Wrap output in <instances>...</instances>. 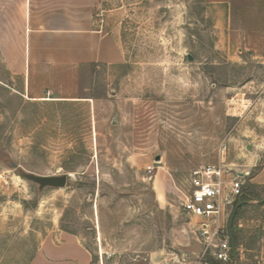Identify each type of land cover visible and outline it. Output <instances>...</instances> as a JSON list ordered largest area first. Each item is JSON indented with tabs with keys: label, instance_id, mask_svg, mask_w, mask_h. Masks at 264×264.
Listing matches in <instances>:
<instances>
[{
	"label": "rangeland",
	"instance_id": "1",
	"mask_svg": "<svg viewBox=\"0 0 264 264\" xmlns=\"http://www.w3.org/2000/svg\"><path fill=\"white\" fill-rule=\"evenodd\" d=\"M42 2L90 8L122 60L81 71L85 99L34 101L0 56V264H212L213 220L184 210L209 164L243 174L226 225L247 201L242 264H264V0Z\"/></svg>",
	"mask_w": 264,
	"mask_h": 264
},
{
	"label": "crops",
	"instance_id": "2",
	"mask_svg": "<svg viewBox=\"0 0 264 264\" xmlns=\"http://www.w3.org/2000/svg\"><path fill=\"white\" fill-rule=\"evenodd\" d=\"M0 56L7 71L22 79L23 95L34 101L85 99L81 71L87 65L122 60L118 40L90 8L48 5L42 0H0ZM244 224L238 214L234 226L238 264L243 263L245 248L237 230ZM257 235L264 242V219ZM58 251L47 264H87L81 255L61 257L56 256Z\"/></svg>",
	"mask_w": 264,
	"mask_h": 264
},
{
	"label": "built area",
	"instance_id": "3",
	"mask_svg": "<svg viewBox=\"0 0 264 264\" xmlns=\"http://www.w3.org/2000/svg\"><path fill=\"white\" fill-rule=\"evenodd\" d=\"M155 165H148L153 173ZM243 174L237 173L227 178L222 165L209 164L193 170L190 178V193L186 195L184 210L191 215L213 220L214 226L205 223L201 234L207 249L214 247V256L222 264H231L232 246L226 221L235 198L242 194Z\"/></svg>",
	"mask_w": 264,
	"mask_h": 264
},
{
	"label": "water",
	"instance_id": "4",
	"mask_svg": "<svg viewBox=\"0 0 264 264\" xmlns=\"http://www.w3.org/2000/svg\"><path fill=\"white\" fill-rule=\"evenodd\" d=\"M14 166H18V164L14 163ZM25 178L34 181L35 183L40 185V188H45L48 186L51 187H64L67 184L69 174H62V175H39L32 172H24ZM247 201H240L234 208L230 220H229V238L231 241L232 246V255L234 258L237 257V244L236 240L233 234V222L236 217L237 211L240 206L245 204ZM261 202H264V199L261 200Z\"/></svg>",
	"mask_w": 264,
	"mask_h": 264
},
{
	"label": "trees",
	"instance_id": "5",
	"mask_svg": "<svg viewBox=\"0 0 264 264\" xmlns=\"http://www.w3.org/2000/svg\"><path fill=\"white\" fill-rule=\"evenodd\" d=\"M233 234H234V237H235V240H236V242H238L237 241V237H236V231H235V229H234V227H233ZM236 258H234V257H232V261H234ZM216 260V259H215ZM217 262L219 263V264H222L221 262H220V260H216V261H214L213 260V262H212V264H217Z\"/></svg>",
	"mask_w": 264,
	"mask_h": 264
}]
</instances>
